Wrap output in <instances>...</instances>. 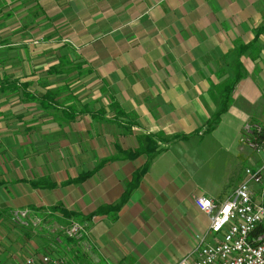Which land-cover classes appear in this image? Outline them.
Returning <instances> with one entry per match:
<instances>
[{
	"label": "crops",
	"instance_id": "0c3cea01",
	"mask_svg": "<svg viewBox=\"0 0 264 264\" xmlns=\"http://www.w3.org/2000/svg\"><path fill=\"white\" fill-rule=\"evenodd\" d=\"M31 38L56 64L0 71V264H138L159 245L179 264L209 227L194 198L224 202L264 160L239 144L246 123L264 126V0H0V49ZM21 210L65 243H31Z\"/></svg>",
	"mask_w": 264,
	"mask_h": 264
},
{
	"label": "built area",
	"instance_id": "2783aa9c",
	"mask_svg": "<svg viewBox=\"0 0 264 264\" xmlns=\"http://www.w3.org/2000/svg\"><path fill=\"white\" fill-rule=\"evenodd\" d=\"M262 129L246 123L239 136V144L258 155L264 152ZM259 188L264 200V160L255 168L244 170L243 179L222 203L204 197L194 198V205L209 220L207 233L196 249L179 264H264V201L255 202L252 186ZM13 223L28 226L38 223L27 210L12 214ZM86 233V225L72 222L64 229L69 239H79ZM213 239L207 242V237ZM21 264H65L59 259L41 256Z\"/></svg>",
	"mask_w": 264,
	"mask_h": 264
},
{
	"label": "rangeland",
	"instance_id": "374dc122",
	"mask_svg": "<svg viewBox=\"0 0 264 264\" xmlns=\"http://www.w3.org/2000/svg\"><path fill=\"white\" fill-rule=\"evenodd\" d=\"M38 40H41V39H37V38L32 39L31 38L30 40H28L25 43L26 47H21V46H17V47L16 46H13V47L12 46H4V47H2L0 49V71H5L6 69L10 70L11 68H13L14 72L17 73V75H18L17 79H22V77H24L23 75H25L24 74L25 72H27V73L30 72L31 76L34 74L36 75L37 73H40L41 71H43L44 68L46 71L49 67L56 64V63H54V61H55L54 60V55H55L54 52H55V50H57V48L52 47L50 45L41 47V43H38ZM22 60H24V62H22ZM25 60L27 62H25ZM43 76L46 78L45 81L48 82L47 84H54L53 82L55 79L49 78L50 76H46V75H43ZM3 83H4V80L0 79V84H3ZM11 84H15V83L12 82ZM23 85L25 87L27 86V84H23ZM0 97H3V98H0L2 100L5 99L4 96H0ZM23 97H25V99L28 98L27 96H23ZM14 103H17V99H13V100H11V103H9L6 106H4V105L3 106L4 107H11L12 105H13V107L17 106ZM255 124L260 126V128L262 129V132L264 131V126L261 123L255 122ZM203 148H204V150L202 153L205 154V158H206L205 161L208 160L209 164L215 163L218 166L223 163V161L225 159L223 156L219 155V156H216L215 158H212L211 157L212 154L210 153L209 146L204 145ZM218 166H216V167H218ZM195 169H198V168H195ZM242 169L244 170V165H242ZM226 195H228V193ZM21 211H23V210H21ZM45 218L47 220H49L50 215H45ZM34 219L38 223L35 222V224L33 223L32 225L29 223L28 226H24L21 224L14 223L15 225H17L21 228H24V229L28 230V232H30V242L31 243L33 240L36 242L37 245H39V247L43 243L46 246V248H56V249L60 248L57 245L58 244L57 241H61V242L65 243L64 236L62 235V233L59 232V231H61V228L59 227L58 224H56L55 222H48L47 224H45V222H44L45 220H43L39 216L34 217ZM212 237L208 236L207 242H211V240L213 239ZM155 250H157L160 253L157 258L154 254ZM174 256H177L176 250H173L171 248H165V250H164V249H161V245H159L158 248L153 250V254H151L150 256L148 254H146L145 257L142 259V261H140L138 264H166V263L168 264V263H170L171 259ZM132 258L134 259V256H129L125 259L124 262H122L120 264H130L133 261ZM100 260H101V258H99V261ZM81 264H85V263L81 262ZM101 264H108V262H105V263L101 262ZM109 264H113V263H111V261H109Z\"/></svg>",
	"mask_w": 264,
	"mask_h": 264
},
{
	"label": "trees",
	"instance_id": "16d2710c",
	"mask_svg": "<svg viewBox=\"0 0 264 264\" xmlns=\"http://www.w3.org/2000/svg\"><path fill=\"white\" fill-rule=\"evenodd\" d=\"M63 65H65V66H69V63H63ZM49 73H53V72H55V71H57V68H54V67H52V68H50L49 70ZM240 78H237V80L236 81H238ZM235 81V82H236ZM235 82H233V83H235ZM233 83H232V85H233ZM10 85H12V86H14V87H16V85L15 84H10ZM30 100L32 99V98H29ZM34 102H38V100H35L34 98L32 99ZM225 112V108H222V109H220L218 112H216L213 116H212V118L208 121V123L206 124V127H207V129H206V132H211L214 128H215V126L219 123V121H220V117H221V115L223 114ZM263 134H262V136L264 137V131L262 132Z\"/></svg>",
	"mask_w": 264,
	"mask_h": 264
}]
</instances>
